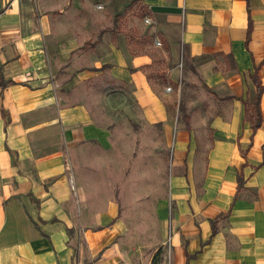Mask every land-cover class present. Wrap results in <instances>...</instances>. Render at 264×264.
<instances>
[{
	"label": "crops",
	"instance_id": "crops-1",
	"mask_svg": "<svg viewBox=\"0 0 264 264\" xmlns=\"http://www.w3.org/2000/svg\"><path fill=\"white\" fill-rule=\"evenodd\" d=\"M126 1L144 11L164 75L151 71L147 43L88 15L95 0H0V77L10 81L0 89V264H143L117 207L90 204L67 164L72 148L100 133L84 108L59 106L57 66L76 61L79 72L106 65L111 80L131 85L142 120L158 125L167 148L172 122L154 82H178L191 68L203 78L217 111L213 140L200 161L188 129L174 133L162 198L174 212H160L162 256L167 264H264V91L255 132L243 105L255 97L256 66L264 88V0H116Z\"/></svg>",
	"mask_w": 264,
	"mask_h": 264
},
{
	"label": "rangeland",
	"instance_id": "rangeland-1",
	"mask_svg": "<svg viewBox=\"0 0 264 264\" xmlns=\"http://www.w3.org/2000/svg\"><path fill=\"white\" fill-rule=\"evenodd\" d=\"M92 13L102 26L128 34V41H134V35L136 42L147 43V50L152 53L150 68L156 75L168 66L161 47L148 34L144 11L139 4L95 0L88 15ZM139 37L143 39L139 41ZM79 67L78 61L72 65L58 64L53 80L59 106L64 110L84 108L86 122L100 133L95 132L93 138L72 148L67 164L69 168L71 165L73 175L83 182L81 186L90 204H101L97 210H106L110 203L117 207V217L124 224L133 257L143 264L148 260V264H167L166 254L162 256L160 245L164 241L159 234L158 221L161 213L169 218L174 212L173 205L167 203L166 206L162 199L174 133L177 129H188L196 157L204 160L213 140L210 117L217 112L208 104L210 90L192 68L179 72L178 82L166 79L154 82L152 88L163 101L172 122L167 148L158 125L150 127L142 120L141 107L131 85L114 82L106 71L79 72ZM52 68L55 69V65Z\"/></svg>",
	"mask_w": 264,
	"mask_h": 264
},
{
	"label": "trees",
	"instance_id": "trees-1",
	"mask_svg": "<svg viewBox=\"0 0 264 264\" xmlns=\"http://www.w3.org/2000/svg\"><path fill=\"white\" fill-rule=\"evenodd\" d=\"M109 30L110 29H105L104 31H109ZM250 31H251V20L248 18L247 36H246V40H245V46L246 47H247V42L249 39ZM106 68H107V66L103 65L99 69V71H104V70H106ZM257 69H258L257 66L254 67L253 72L250 74V78H251V80L255 86V89H256L255 97L251 103H248L247 101L243 102L244 110H245V118L247 121L250 122L252 132H255L256 129H258L260 127V124H261V113H260L259 104H260V97H261L262 91H264V88H262L260 80L257 76ZM8 83H10V81H3L2 78L0 77V89H3L6 86V84H8ZM179 109L182 110L181 104H179ZM236 180H237V186L239 188L242 184L241 174L237 175ZM151 264H155V263L152 262Z\"/></svg>",
	"mask_w": 264,
	"mask_h": 264
},
{
	"label": "built area",
	"instance_id": "built-area-1",
	"mask_svg": "<svg viewBox=\"0 0 264 264\" xmlns=\"http://www.w3.org/2000/svg\"><path fill=\"white\" fill-rule=\"evenodd\" d=\"M145 21L148 22V19H145ZM155 42L158 43V41H155ZM178 67H179V68L182 67V63H181V62H179ZM72 190H74V187H72Z\"/></svg>",
	"mask_w": 264,
	"mask_h": 264
}]
</instances>
